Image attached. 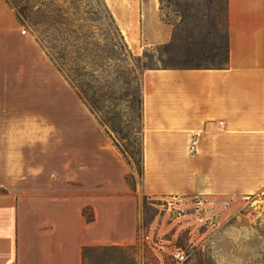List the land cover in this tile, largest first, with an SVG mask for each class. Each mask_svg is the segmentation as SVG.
<instances>
[{"label":"crops","instance_id":"0c3cea01","mask_svg":"<svg viewBox=\"0 0 264 264\" xmlns=\"http://www.w3.org/2000/svg\"><path fill=\"white\" fill-rule=\"evenodd\" d=\"M114 1V0H110ZM134 50L170 41L159 0H117ZM0 0L2 44L33 47ZM9 26V27H8ZM223 67L143 76V176L45 55L60 91L0 92V264H84L86 248L134 244L143 199L264 191V0H228ZM11 43V44H12ZM49 75V76H48Z\"/></svg>","mask_w":264,"mask_h":264},{"label":"rangeland","instance_id":"374dc122","mask_svg":"<svg viewBox=\"0 0 264 264\" xmlns=\"http://www.w3.org/2000/svg\"><path fill=\"white\" fill-rule=\"evenodd\" d=\"M3 1L17 17L18 31L37 42L39 52L2 44L0 32V92L60 91L56 78L46 85L44 68L30 62L45 55L55 77L79 96L131 161L134 184L143 176L145 71L226 64L228 0H159L171 39L162 44L142 39L138 51L126 40L128 11L117 0ZM177 249L187 255L182 264H264V191L145 196L138 240L90 247L84 264H181L172 255Z\"/></svg>","mask_w":264,"mask_h":264},{"label":"built area","instance_id":"2783aa9c","mask_svg":"<svg viewBox=\"0 0 264 264\" xmlns=\"http://www.w3.org/2000/svg\"><path fill=\"white\" fill-rule=\"evenodd\" d=\"M150 236L146 235L144 237L145 240H149ZM174 259L176 262L178 263H184L187 260V255L185 254V252L183 250L177 249L172 253Z\"/></svg>","mask_w":264,"mask_h":264},{"label":"trees","instance_id":"16d2710c","mask_svg":"<svg viewBox=\"0 0 264 264\" xmlns=\"http://www.w3.org/2000/svg\"><path fill=\"white\" fill-rule=\"evenodd\" d=\"M18 19H19V18H18ZM19 20H20V19H19ZM227 61H228V54H227L226 64H227ZM226 64H225V65H226ZM225 65H224V66H225ZM221 67H223V66H221ZM115 145H116V144H115ZM116 146H117V145H116ZM121 153H123V151H121ZM123 155H124L126 161H127L129 164H131V161H130L128 158H126V156H125L124 153H123ZM131 157L136 159V162H135V163L137 164V157H136V155H135L134 153H131ZM139 172H140V174H143V167L139 169ZM87 249H88V248H86L85 251H86Z\"/></svg>","mask_w":264,"mask_h":264}]
</instances>
